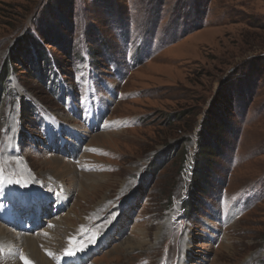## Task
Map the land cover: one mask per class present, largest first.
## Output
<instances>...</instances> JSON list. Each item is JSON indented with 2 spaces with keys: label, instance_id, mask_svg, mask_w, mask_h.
<instances>
[{
  "label": "rangeland",
  "instance_id": "rangeland-1",
  "mask_svg": "<svg viewBox=\"0 0 264 264\" xmlns=\"http://www.w3.org/2000/svg\"><path fill=\"white\" fill-rule=\"evenodd\" d=\"M3 201L30 264H264V0H0Z\"/></svg>",
  "mask_w": 264,
  "mask_h": 264
},
{
  "label": "bare ground",
  "instance_id": "bare-ground-1",
  "mask_svg": "<svg viewBox=\"0 0 264 264\" xmlns=\"http://www.w3.org/2000/svg\"><path fill=\"white\" fill-rule=\"evenodd\" d=\"M57 158V157H56ZM59 159V158H58ZM60 160H62V159H60ZM71 166H72V164L71 163H69ZM73 167H76L75 165L73 166ZM77 168V167H76ZM78 169V168H77ZM79 171V170H78ZM81 177H82V179H84L85 177H83V175L81 174ZM89 180H91L90 178H87V181H89ZM67 181H69V180H67ZM77 181H78V178H77ZM80 181V180H79ZM83 181V180H82ZM86 181V180H85ZM81 182V181H80ZM8 183V184H7ZM58 183L59 184H62V186H63V188L65 187V181L63 180V179H61V181H58ZM8 185H9V187L11 188V189H14V185H13V183L9 180H7L6 181V187H5V193H4V195L1 197L2 199H6V200H8V199H10L11 197L9 196V194H10V189H8L7 187H8ZM56 186H57V184H55L54 185V187H55V189L56 190H58L57 188H56ZM30 187H31V189L32 190H30V189H28L26 192H23L22 193V197H23V199L25 200V201H27L26 202V205L29 203V202H33V200L35 199L36 201H38V203H36V202H34V203H36L37 205H39L42 201H44V198H43V196H42V193H39L38 191H39V186L37 185V184H35V183H33V182H31V184H30ZM17 187H15V189H16ZM21 191H23V190H21ZM29 191V192H28ZM33 191H37V194L36 195H34V194H31V195H28V194H30V193H33ZM75 194V190H73V191H69V190H62L61 192H60V198H68L69 196H72V195H74ZM35 196H38V197H35ZM68 196V197H67ZM78 214H80L79 212H78ZM63 222L61 221V224H62ZM68 223H69V221H68ZM60 224V225H61ZM54 225H56V229H58V225H57V222L55 221V220H53V221H51L50 223H49V226H54ZM59 225V226H60ZM64 225H66V223L64 224ZM69 225H70V227L72 226V224L71 223H69ZM48 226V227H49ZM3 229H5L2 225H0V234H3ZM74 233H76L75 231H72V234L74 235ZM56 234V233H55ZM55 234H52V232H51V235H52V238L53 237H56V236H53V235H55ZM70 236V237H68V240H66V242H64L63 243V245L61 246L62 248V250H61V252H62V255H63V257H65L66 259L67 258H72L73 256H77V253H72V251H71V249H72V246L74 247V240H75V236ZM5 239V241L4 242H2V240L1 239ZM3 238H0V250H1V256L3 257V259L6 261V260H8V258H17V259H19L23 264H25V261L27 260L28 262H29V259L27 258V257H25V255H24V249L25 250H29L30 248H35V246H38L39 247V245H42L46 240H47V242L50 240V235L48 234V233H43V232H41V234L39 235V236H33V235H31L30 237H25L24 238V240H14V239H12L11 237H9V238H6V237H3ZM10 243H9V242ZM51 241V240H50ZM35 242V243H34ZM46 243V242H45ZM49 243V242H48ZM64 245H66L67 246V248L66 249H63V246ZM46 251H48V250H46ZM84 256V255H83ZM13 260V259H12ZM77 261V263L78 262H80L81 260H79V259H77L76 260Z\"/></svg>",
  "mask_w": 264,
  "mask_h": 264
},
{
  "label": "trees",
  "instance_id": "trees-1",
  "mask_svg": "<svg viewBox=\"0 0 264 264\" xmlns=\"http://www.w3.org/2000/svg\"><path fill=\"white\" fill-rule=\"evenodd\" d=\"M224 112L221 110V108L218 106V102L214 101L213 105L211 107V111L210 113H208V119L207 122L205 124V126L208 128V134L209 135H215L218 137V141H214V140H209L206 138H203L204 140L201 141V144L199 145L200 149H199V157L201 158V160H203V158H207L208 155H210L211 153H214L215 147L220 145L221 140H219L220 137V131H222L223 127H225V122H224ZM205 141H209L208 143H205ZM203 154V156H202ZM208 161V166H209V162L210 159L207 160ZM208 166L206 165V167L208 168ZM204 172V175H206V169H201Z\"/></svg>",
  "mask_w": 264,
  "mask_h": 264
},
{
  "label": "snow or ice",
  "instance_id": "snow-or-ice-1",
  "mask_svg": "<svg viewBox=\"0 0 264 264\" xmlns=\"http://www.w3.org/2000/svg\"><path fill=\"white\" fill-rule=\"evenodd\" d=\"M51 255V254H50ZM25 264H30V262H28L27 260L25 261Z\"/></svg>",
  "mask_w": 264,
  "mask_h": 264
}]
</instances>
